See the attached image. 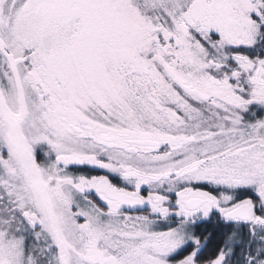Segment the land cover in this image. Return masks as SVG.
I'll return each mask as SVG.
<instances>
[{
    "label": "snow or ice",
    "instance_id": "6c2138e0",
    "mask_svg": "<svg viewBox=\"0 0 264 264\" xmlns=\"http://www.w3.org/2000/svg\"><path fill=\"white\" fill-rule=\"evenodd\" d=\"M0 264H264V0H0Z\"/></svg>",
    "mask_w": 264,
    "mask_h": 264
},
{
    "label": "trees",
    "instance_id": "16d2710c",
    "mask_svg": "<svg viewBox=\"0 0 264 264\" xmlns=\"http://www.w3.org/2000/svg\"><path fill=\"white\" fill-rule=\"evenodd\" d=\"M203 227V226H202ZM212 229L209 227V232H211ZM220 243V235L219 232H217L215 235L212 236V238L208 242V246L205 249V254L211 253Z\"/></svg>",
    "mask_w": 264,
    "mask_h": 264
},
{
    "label": "rangeland",
    "instance_id": "374dc122",
    "mask_svg": "<svg viewBox=\"0 0 264 264\" xmlns=\"http://www.w3.org/2000/svg\"><path fill=\"white\" fill-rule=\"evenodd\" d=\"M92 174H99V173H97V172H93Z\"/></svg>",
    "mask_w": 264,
    "mask_h": 264
}]
</instances>
